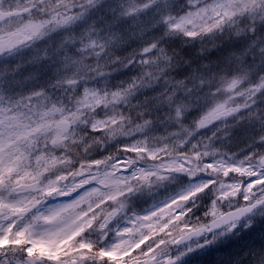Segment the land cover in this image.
I'll return each mask as SVG.
<instances>
[{
  "label": "snow or ice",
  "instance_id": "obj_1",
  "mask_svg": "<svg viewBox=\"0 0 264 264\" xmlns=\"http://www.w3.org/2000/svg\"><path fill=\"white\" fill-rule=\"evenodd\" d=\"M258 220L264 0H0V264H191Z\"/></svg>",
  "mask_w": 264,
  "mask_h": 264
},
{
  "label": "rangeland",
  "instance_id": "obj_2",
  "mask_svg": "<svg viewBox=\"0 0 264 264\" xmlns=\"http://www.w3.org/2000/svg\"><path fill=\"white\" fill-rule=\"evenodd\" d=\"M261 235H264V223L257 221V223L248 229H242L237 235L229 234L226 237H221L213 245H205L203 249H197L194 255L200 253H224L225 256L222 259L223 264H232L233 258H238V254H245L248 246L257 242ZM202 242V241H201ZM192 246L195 248V244ZM193 255H189L191 257ZM216 260H218L216 258ZM201 260L198 264H202Z\"/></svg>",
  "mask_w": 264,
  "mask_h": 264
},
{
  "label": "trees",
  "instance_id": "obj_3",
  "mask_svg": "<svg viewBox=\"0 0 264 264\" xmlns=\"http://www.w3.org/2000/svg\"><path fill=\"white\" fill-rule=\"evenodd\" d=\"M213 255H214L213 253H209V254L200 253V254L188 257V259L190 260L191 264H198L201 260H203L202 264H223L222 259L225 256L224 253L219 252L217 254L218 261L213 260Z\"/></svg>",
  "mask_w": 264,
  "mask_h": 264
},
{
  "label": "clouds",
  "instance_id": "obj_4",
  "mask_svg": "<svg viewBox=\"0 0 264 264\" xmlns=\"http://www.w3.org/2000/svg\"><path fill=\"white\" fill-rule=\"evenodd\" d=\"M252 264H261V262L259 260H254Z\"/></svg>",
  "mask_w": 264,
  "mask_h": 264
}]
</instances>
